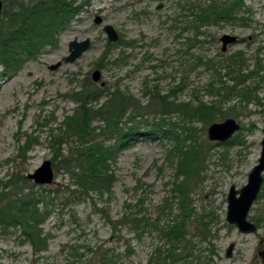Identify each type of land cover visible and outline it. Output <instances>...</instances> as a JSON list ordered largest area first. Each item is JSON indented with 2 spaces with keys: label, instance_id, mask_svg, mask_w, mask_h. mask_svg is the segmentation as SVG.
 I'll list each match as a JSON object with an SVG mask.
<instances>
[{
  "label": "rangeland",
  "instance_id": "1",
  "mask_svg": "<svg viewBox=\"0 0 264 264\" xmlns=\"http://www.w3.org/2000/svg\"><path fill=\"white\" fill-rule=\"evenodd\" d=\"M205 1L92 0L61 33L56 47L45 48L11 77L3 74L0 64V204L13 193L12 187L4 186L22 176L28 180L20 181L24 192L42 194L41 209L48 214L41 224L48 247L35 252L21 229L11 227L0 231V264H102L101 254H96L100 248L108 253L107 259L113 256L108 264H148L158 248L167 247L166 240L158 231L133 230L122 222L123 217L155 215L162 226L181 219L179 193H175L184 179V171L178 168L181 149L146 128L161 117L152 112L138 118L141 133L112 164L111 191L85 197L75 193L76 185L54 161L53 140L63 120L77 112L75 94L88 78L99 87L101 81L112 90L119 87L143 104L154 95H167L175 104L189 103L193 108L214 104L226 112L224 116L218 112L206 125L197 117L186 119L179 111L166 116L176 123L178 133L184 125L196 128L193 146L201 154L190 182L188 234L177 246L182 254L166 264H264L258 254L264 248V182L248 214L259 224L258 230L243 233L227 221L229 190L248 182L262 150L264 0H245L246 23L206 27L198 37L203 42H198L189 23V4ZM98 15L104 19L102 24L95 23ZM106 24L118 31V41L108 39ZM224 34L238 37L226 51L221 42ZM85 38L91 39V46L79 59L50 69L68 55L71 40ZM96 69L102 72L99 82L91 78ZM227 118L235 119L240 128L226 141L211 140L209 126ZM234 136L241 141L228 144ZM190 139L185 138L186 147L193 144ZM68 147L64 146L65 154ZM45 160L52 161L55 180L36 184L27 175ZM162 204L171 213H158ZM231 243L235 247L228 257Z\"/></svg>",
  "mask_w": 264,
  "mask_h": 264
},
{
  "label": "trees",
  "instance_id": "2",
  "mask_svg": "<svg viewBox=\"0 0 264 264\" xmlns=\"http://www.w3.org/2000/svg\"><path fill=\"white\" fill-rule=\"evenodd\" d=\"M91 1L5 0L0 19V64L3 66V74L7 77L17 74L27 61L35 59L45 48L56 47L61 33ZM246 9L245 0H206L204 4L191 2L189 10L192 19L189 23L195 29L193 39L203 42L198 37L209 26L246 23L247 18L242 14ZM104 95L107 98L101 105H93ZM75 98L79 103L78 110L63 120L54 135L53 147L56 148L54 161L70 176L79 197L94 192H110L114 182L111 166L121 150L129 148L141 133L142 123L138 118H143L146 111L161 115L155 122L145 126L150 133H161L163 139L173 140L181 149L179 154H182V160L178 168L184 171V179L175 190V193H179L181 219L175 218L172 224L162 226L155 215L135 214L131 218L126 214L122 222H127L133 230L140 232L145 229L158 231L166 240L167 247L158 248L148 264H166L179 258L182 253L177 251V246L186 239L187 223L192 210L189 208L192 201L190 182L198 171L201 154L199 148L193 146L197 143L196 128L184 125L179 127L181 132L178 133L175 131L176 123L166 116L179 111L186 119L197 117L206 125L218 112L223 116L226 112L218 111L214 104H204L197 108L191 107L189 103L175 104L168 100L167 95H154L147 104H143L119 87L113 90L106 85L99 87L89 78L83 89L75 94ZM95 121L101 124L94 125ZM185 134L193 142L189 147H186ZM110 139L113 142L107 143ZM233 141L240 142L241 139L234 136L227 143ZM64 146L68 147L66 154ZM22 180L28 181L19 176L12 179L10 185L4 186L6 189L12 187L13 193L0 204V231L19 227L34 251L41 252L48 247V237L41 226L48 215L41 209L45 200L38 192H24V186L20 184ZM157 210L160 214L171 213V208L164 204L158 206ZM198 217L203 221L201 215ZM112 223L115 227V222ZM96 254H101L102 264L114 261L112 255L107 259L108 253L101 251V248Z\"/></svg>",
  "mask_w": 264,
  "mask_h": 264
},
{
  "label": "water",
  "instance_id": "3",
  "mask_svg": "<svg viewBox=\"0 0 264 264\" xmlns=\"http://www.w3.org/2000/svg\"><path fill=\"white\" fill-rule=\"evenodd\" d=\"M161 6H159L160 8ZM4 8L3 0H0V19L2 18ZM104 19L101 16H96L95 23L102 24ZM104 31L107 33V37L111 42H116L119 39L118 31L111 24L104 26ZM238 37L232 34H224L221 37L222 50L226 51L227 47L231 43H236ZM91 46V39L85 38L83 40L73 39L69 42V53L62 60L50 65L51 70H56L64 63H74L79 59ZM94 82H99L102 78V72L96 69L92 72L91 76ZM106 82L101 81L100 86H105ZM239 123L233 118H227L223 122H214L209 126L208 135L211 140L226 141L228 140L238 129ZM264 128V125H263ZM264 138L262 140V150L258 163L252 168L248 176V182L241 188L237 189L235 185H232L228 196V210L227 221L230 224H235L238 229L243 233H253L258 228L257 225L248 219L249 211L258 197L263 180H264ZM29 179H32L34 183L40 185H48L54 182L55 172L53 163L51 160H45L34 172L27 175ZM235 244L231 243L226 250L228 257H231L234 251ZM259 255L262 257L264 263V250L259 251Z\"/></svg>",
  "mask_w": 264,
  "mask_h": 264
},
{
  "label": "flooded vegetation",
  "instance_id": "4",
  "mask_svg": "<svg viewBox=\"0 0 264 264\" xmlns=\"http://www.w3.org/2000/svg\"><path fill=\"white\" fill-rule=\"evenodd\" d=\"M263 182H264V180H263ZM262 185H263V183H262ZM261 187H262V186H261ZM260 190H261V189H260ZM259 193H260V192H259ZM258 195H259V194H258ZM257 198H258V197H257ZM257 198H256V199H257ZM254 202H255V201H254ZM248 219H249V218H248ZM250 221H251V220H250ZM254 223H255V222H254ZM255 224L257 225V228H258V225H259V224H257V223H255ZM257 230H258V229H257ZM257 230H256V231H257ZM263 250H264V248L260 249L259 251H263ZM258 254H259V252H258ZM261 259H262V257H261ZM262 262H263V261H262Z\"/></svg>",
  "mask_w": 264,
  "mask_h": 264
}]
</instances>
